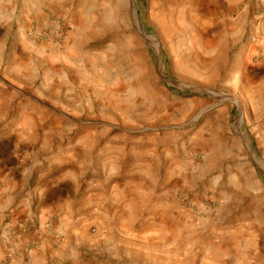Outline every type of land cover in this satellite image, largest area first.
Instances as JSON below:
<instances>
[{"label":"rangeland","instance_id":"obj_1","mask_svg":"<svg viewBox=\"0 0 264 264\" xmlns=\"http://www.w3.org/2000/svg\"><path fill=\"white\" fill-rule=\"evenodd\" d=\"M38 2L6 3L0 139L81 187L39 264H264V1Z\"/></svg>","mask_w":264,"mask_h":264},{"label":"crops","instance_id":"obj_2","mask_svg":"<svg viewBox=\"0 0 264 264\" xmlns=\"http://www.w3.org/2000/svg\"><path fill=\"white\" fill-rule=\"evenodd\" d=\"M9 1L20 0H0V38L11 19L6 4ZM47 83L60 85L54 79H47ZM32 114L43 117L48 112L35 109ZM17 140L16 144L14 140L10 144L0 139V180L4 183L0 191V264H39L52 253L61 231L75 220L72 215L75 210L72 214L69 210L75 202L80 203L81 196L77 194L81 187L75 169L69 164L57 163L49 157L45 161L28 158V149ZM39 141L40 138L35 141L32 151L45 148ZM206 155L205 163L197 164V174L217 184L224 173L218 174L220 164L213 161L217 158L214 153ZM238 168L239 174L244 175V163ZM230 171L233 174L234 170ZM200 223L196 226L200 227Z\"/></svg>","mask_w":264,"mask_h":264},{"label":"built area","instance_id":"obj_3","mask_svg":"<svg viewBox=\"0 0 264 264\" xmlns=\"http://www.w3.org/2000/svg\"><path fill=\"white\" fill-rule=\"evenodd\" d=\"M68 25L64 20H60L57 24V34L58 37H62L65 35V32L68 30ZM212 204V201H211Z\"/></svg>","mask_w":264,"mask_h":264}]
</instances>
